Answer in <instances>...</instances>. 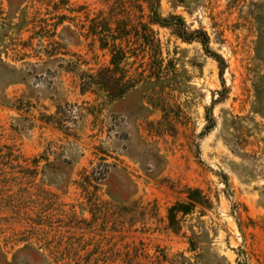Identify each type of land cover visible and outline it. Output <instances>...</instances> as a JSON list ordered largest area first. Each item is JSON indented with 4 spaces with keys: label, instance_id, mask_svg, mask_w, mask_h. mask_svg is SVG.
Instances as JSON below:
<instances>
[{
    "label": "rangeland",
    "instance_id": "obj_1",
    "mask_svg": "<svg viewBox=\"0 0 264 264\" xmlns=\"http://www.w3.org/2000/svg\"><path fill=\"white\" fill-rule=\"evenodd\" d=\"M0 264H264V0H0Z\"/></svg>",
    "mask_w": 264,
    "mask_h": 264
},
{
    "label": "trees",
    "instance_id": "obj_2",
    "mask_svg": "<svg viewBox=\"0 0 264 264\" xmlns=\"http://www.w3.org/2000/svg\"><path fill=\"white\" fill-rule=\"evenodd\" d=\"M221 59H222V58H221ZM123 90H124V89L121 88L120 91H119L118 93H123V92H124Z\"/></svg>",
    "mask_w": 264,
    "mask_h": 264
}]
</instances>
